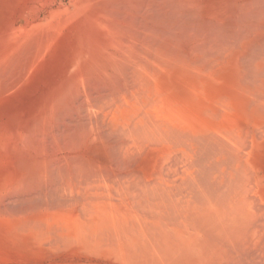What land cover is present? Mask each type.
<instances>
[{
	"label": "bare ground",
	"instance_id": "6f19581e",
	"mask_svg": "<svg viewBox=\"0 0 264 264\" xmlns=\"http://www.w3.org/2000/svg\"><path fill=\"white\" fill-rule=\"evenodd\" d=\"M207 1L23 3L24 10L39 4L46 15L24 12L11 23L2 69L18 54L30 62L19 65L28 71L34 54L41 62L62 35L70 39L44 108L38 116L32 112L36 118L24 126L25 135L17 130L26 142L39 141L22 144L27 149L16 184L53 196L52 202L41 199L14 214L23 219L36 208L65 211L77 234L106 244L127 264H264V181L252 161V147L264 132L221 119L233 111L229 100L236 96L250 99L248 108L264 118V0H223L219 18ZM239 48L242 61L257 64L239 71L237 91H219L213 78L218 63ZM4 84L0 92L13 93V85ZM58 145L61 151L93 146L109 157L96 163L79 149L76 156L68 151L76 159L65 158L60 167L67 172L54 178Z\"/></svg>",
	"mask_w": 264,
	"mask_h": 264
},
{
	"label": "rangeland",
	"instance_id": "374dc122",
	"mask_svg": "<svg viewBox=\"0 0 264 264\" xmlns=\"http://www.w3.org/2000/svg\"><path fill=\"white\" fill-rule=\"evenodd\" d=\"M26 1L27 0H0V31H1L0 32V54L6 51L4 46H5V44H7L8 41H10L7 39V35L9 32V28H10L11 23L17 21V19L20 17L19 15L21 13L25 12L29 16H30L29 13H31L32 14L31 17H37L39 19L44 18L46 15L45 9H43L37 3L30 4V5L26 4L27 8H26V10H24L23 9V3H25ZM222 1L223 0H217V1L208 0L207 1L209 3L214 4L219 9L218 10L219 11L218 18L222 16L221 15L222 12L220 11V10H223V7H224V4L222 3ZM38 6L40 7V9ZM27 10H28V12H27ZM17 16H19V17H17ZM68 39H70V37L68 35H64V36L62 35V37H60L56 41L57 44L55 43L52 46V49H50L49 54L44 55L45 57H43V59L44 58L45 59L42 60L41 62H40L41 59L40 60L38 59L37 54H34V55H36L35 57H37L36 60H35V58H33L34 61L36 62L38 59L37 62H39V63H35V62H32L33 60H30L32 64L34 63L33 67H32V64L30 65V67H31L30 70L32 71L30 75L28 74V73H30V72H28V71H30L29 69H27L28 71H26V70H23V69H25V67H22L23 68L22 69L19 66V65L26 66V63L30 64V62L28 63L27 60H25L27 58H24L25 55L23 56L22 52H21L22 53L21 55L23 58L20 56L19 57L20 59H17V55H18L17 54V55H15L16 58H14V60L17 59L19 61H22L23 63L22 62L19 63V61L15 62L14 60L12 62L9 61L8 65L10 64L9 65L10 68L7 65H6L7 68H3L5 70H7L9 68L8 71H5L0 67V77L2 79L1 82L3 81L2 83L0 82V85L1 84L3 85L4 82H6V86L8 87V89L10 88L8 84H11L10 85L11 87L13 85L12 90L10 88L8 91V92L13 91V93L7 92L8 94H5V93L3 94L0 92L1 93L0 94V97H1L0 98V170H2V171H0V196H1V198H0L1 199V201H0V264H109V263L110 264H127L123 260L122 257H120L118 254L113 252V250L110 247L106 246V244L103 245V243H95L96 241L94 239H91V237H88L89 239H85L80 234H77V232L75 230V226L70 222L69 215H66L67 213L65 211H60V210L50 211V210H46L43 207H42L43 209L41 211L40 208H39V210L36 208V212H34V210H32L33 212L32 213L30 212V214H28L29 211H26L27 214L25 213L26 215H24L25 217L23 219L21 218V217H23V215H22L23 213L21 215L19 213H18V215H17V213L14 214V212L17 210L15 208L25 209L27 205H29V206L32 205L30 203H36V202L39 203L42 200L44 202L48 198L50 199L51 197H53V196H49L48 192H47L48 196H49L48 198L46 197V194H43V196L40 195L41 193L34 195L35 193L31 190L30 187H25L26 190L30 188L29 192H27L28 190L27 191L22 190L18 186V184H16V183H19V181L22 178V174H20L21 173L20 171H22L23 167H22V164H20L21 159H19V158H21V153L25 149H27L26 147L29 145L28 143H30L32 146H35L37 144V140L39 139V136H38V139H36L37 137L35 138V137H33L34 136L33 135L32 140L33 139L34 140L33 141L28 140V142H26V140L28 138L26 139L24 136L22 137L20 134L24 133V135H25L26 130H25L24 126L28 125V122L31 125L32 124L31 119L33 118L32 116H34V115L38 116V114H39L38 111L40 109L44 108L43 104L45 103L48 95L51 92L49 90L53 87V85L57 82L58 78L61 76V73H62L64 66H65V59H67L66 47H67ZM2 48L4 50H2ZM238 50H239V52H238ZM238 50L237 49L233 50V52H236V53H234L231 56L228 54H227L228 56L226 55V57H227L226 60H229L230 63H229V61L227 62V64L225 63L226 62V60H224L225 57L222 58L221 62L218 63L219 67H220V65H222L220 67L222 71L220 70V68L218 69V67H217L216 70L219 72H217L216 76H214L213 78L217 83V87H218L219 91H226V89H228V88L232 89L234 92L237 91L238 81H239L240 76L242 75L240 72H247V71L249 72V69H250L249 66L252 67L253 64L256 63V61L253 63V61H254L253 59H251V60L248 59V61H250V62L245 61V60L242 61V59H241L242 54H240V53L241 52L243 53V49L241 50V48H239ZM35 51H33V52H35ZM39 53H40V51L38 52V55H39ZM34 55H32V57H34ZM238 55H241V57ZM29 56H31V55L26 54V57H28L30 59L31 57H29ZM40 57H42L41 53H40ZM236 59H237V61H236ZM24 60H25V65H24ZM222 60H224V61L222 62ZM234 61H235V63H234ZM6 62H7V60H6ZM236 62L237 63L239 62L238 63L239 67H238ZM12 64L17 65L18 69L14 68L15 66L12 67L13 66ZM35 64H37V65H35ZM240 65L245 66V67L247 66V69L245 67H243L244 70L239 69ZM55 66L58 67V70L55 69L56 68ZM26 67L28 68V66H26ZM32 68H34V70ZM9 70H10V72L12 70L16 71V72H14L16 74L15 77H17V79H20V80H22V78H23V80H25V81L22 80L24 82V84H21V83H23L22 81L15 79L14 75H13V77H11ZM18 70L20 72L26 71L27 73L26 74L24 73L23 75H21V73ZM7 72H9L8 73L9 76L7 75ZM17 72L20 73L21 76ZM14 73L11 72V74H14ZM17 74L20 78H18ZM5 75H7L10 78V80ZM26 77H28V78H26ZM12 82H14V83L12 84ZM16 86H18L17 89H16ZM5 89H6V87H5ZM5 89L3 88L4 92H6ZM3 90H2V92H3ZM2 94H3V96H2ZM223 94L224 93H222L221 95H223ZM41 97H43L44 100ZM229 102L233 106V107L232 106L231 107L234 109H233V111L231 110V112L229 113V116L225 115V117H221V119L226 118V120H228L232 123L240 122L238 124L245 126V127L246 126L250 127L252 129H254L256 126L257 129L261 130V133H262V131L264 132V130H263L264 118L261 116V113H258L256 111V109L251 110V107L248 108V105H250V103H252V101L250 99L246 100L244 97L236 96L234 99H230ZM230 104L228 103V105H230ZM231 107H230V109H231ZM247 111H248V113H245ZM32 112L34 115L32 114ZM28 114L30 116H28ZM246 116H248L249 118ZM34 117L36 118V116H34ZM246 118H248L249 120ZM29 120H31V121H29ZM246 120H248V121H246ZM252 120H253V122H251ZM250 122L253 123L252 127L249 126V125H251V124H249ZM6 124H8V125H6ZM259 126L262 129L259 128ZM20 127H22L23 129L19 130ZM256 128H255V130H256ZM17 130L20 131L21 133L18 132ZM21 130H23V131H21ZM262 134H263L262 138L260 136L261 139H258V141L254 144L255 146L253 145V147H252V156H253L252 161L254 160L253 163L255 162L254 165L256 167V172L258 173V176L262 177V180L264 181V133H262ZM20 139H22V140L24 139L26 144ZM61 140L60 141L62 143L63 139L61 138ZM254 141L255 140H253L252 142H254ZM32 143H34L35 145ZM16 144L19 146V148H18V146H16ZM22 144H24L26 147L22 146ZM6 147H7V149H6ZM58 147H59V145H58ZM23 148H24V150H23ZM57 148H56V150H57ZM61 148H63L62 151H61L60 147L57 150V153L55 155L57 158L56 157L53 158L54 164H52L53 168L52 167L51 168L54 171V173H53V175L55 176L54 178H60L61 176H59V177H56V176L61 174V173L67 172L66 169L61 168V167L65 166L64 165L65 161H63V160L65 158L66 159L70 158L69 156H72V155H70L71 153L74 155V153L76 152L75 156H76V154L78 155V153L79 154L82 153L83 156H81V157L88 155V158H91V160L95 161L96 163L100 162L101 160L103 161L102 158H105L104 160H106L109 157L108 154L105 153V150L100 149V148H95V147L93 148V146L92 147L90 146V148L88 147L87 149H86V147H85V149H84V147H80V149L78 148L79 149L78 153H77V150H78L77 147H71L72 148V150L70 148L71 151H69L66 148H65L66 150H64V147H61ZM59 149L61 152L59 151ZM81 149L82 150L84 149L83 150L84 152H81L80 151ZM88 149H90L89 152H88ZM58 151H59L60 156L58 154ZM68 151L71 153L67 154V153H69ZM86 151H87V153H86ZM101 151H103V152H101ZM92 152H93L94 157L90 155ZM84 153H85V155H84ZM99 154H101V155H99ZM4 155H6V156H4ZM2 157H3V159H2ZM58 158H60L61 160ZM73 158L74 157H71L69 160L72 163H73ZM95 158H97V160H99V161H96ZM74 159H76V158H74ZM16 160L19 163H17ZM16 163L18 164V167H17ZM14 164L16 165L15 167H14ZM55 164H56V166H55ZM54 166L56 167V170H55ZM16 168H17V170H15ZM19 175H21V177ZM6 186L9 189L10 188L11 189L9 190L8 188H6ZM15 186H17V187L15 188ZM4 188H6V189H4ZM25 188H23V189H25ZM52 188L54 190V187H52ZM31 191L33 193L32 194L33 196H31V193H30ZM51 191H52V189L50 188V191H49L50 194H51ZM5 192H7V193H5ZM21 194H23V195L21 196ZM27 195H29L32 199L28 198ZM51 195H54L53 191H52ZM4 196H6V197H4ZM40 196H42V197H40ZM52 199H55V198H52ZM48 201L52 202L51 199ZM48 201H46V202H48ZM10 203L12 204L11 206H10ZM13 204H17V205L13 206ZM39 204H41V203H39ZM12 207H14V208H12ZM9 208H11L12 211H10ZM2 209H3V211H2ZM5 209L8 211L9 214L7 213V211ZM4 210H5V212H4ZM19 212H20V210H19ZM44 213L46 214V216ZM33 214L35 216H33ZM48 215L51 218L53 216V218H52L53 221H52V219L51 220L47 219V217L50 218ZM26 216H28V217H26ZM56 217H57V219H56ZM28 218L34 220L33 221L34 223L30 224L31 225L30 227L28 225L30 220ZM36 218H37L36 222H38L44 218L43 223H41L42 222L41 221L40 223L38 222L41 225H39L38 223L35 224ZM26 219H28V224L25 221ZM54 220H56V221H54ZM44 222H46V224H44ZM25 224H27V225H25ZM38 226H43L44 230L42 229V227L38 228ZM49 232L50 233L52 232V233L50 234Z\"/></svg>",
	"mask_w": 264,
	"mask_h": 264
}]
</instances>
